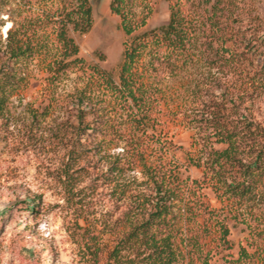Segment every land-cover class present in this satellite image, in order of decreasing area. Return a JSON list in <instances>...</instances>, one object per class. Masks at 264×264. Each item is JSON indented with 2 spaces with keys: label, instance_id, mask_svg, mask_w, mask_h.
Returning a JSON list of instances; mask_svg holds the SVG:
<instances>
[{
  "label": "trees",
  "instance_id": "obj_1",
  "mask_svg": "<svg viewBox=\"0 0 264 264\" xmlns=\"http://www.w3.org/2000/svg\"><path fill=\"white\" fill-rule=\"evenodd\" d=\"M149 1L109 2L125 36L118 82L99 66L87 65L68 34H85L92 27L89 0H57L55 11L20 7L0 51V117L25 84L23 68L38 57L46 74L42 98L47 104L42 114L31 111L32 120L51 114L60 104L59 83L83 71L69 95L61 139L73 150L92 146L101 151L111 138L123 145L121 153L109 157L106 170L118 212L106 264H178L179 242L190 262L208 264L206 240L218 233L228 245L229 220L249 230L247 245L264 248V18L259 1L176 0L169 4L166 24L140 31L152 12ZM202 61L205 74L199 73L188 89L198 102L189 121L196 129L197 155L189 161L202 170L201 180H192L181 176V165L147 151L160 104L156 79L177 77ZM111 115L124 118L123 129L104 120ZM136 169L141 181L129 174ZM203 188L226 203L225 216L206 201ZM100 253L99 248L94 252ZM245 253L241 248L239 260L247 258Z\"/></svg>",
  "mask_w": 264,
  "mask_h": 264
},
{
  "label": "rangeland",
  "instance_id": "obj_2",
  "mask_svg": "<svg viewBox=\"0 0 264 264\" xmlns=\"http://www.w3.org/2000/svg\"><path fill=\"white\" fill-rule=\"evenodd\" d=\"M56 1L0 0V30L11 24L6 34L0 31V51L20 7L26 10L30 6L34 12L55 11L60 5ZM89 1L92 27L85 34L71 30L68 34L87 65L99 66L118 82L125 40L119 18L110 13V0ZM175 1L150 0L152 12L140 31L166 24L169 4ZM258 1L264 18V0ZM203 63L177 77L162 75L156 79L161 89L157 94L160 104L155 129L149 131L151 145L147 151L155 158L165 157L181 165V176L192 180H201L202 170L189 161L190 156L197 155L196 129L189 121L198 106L189 90L195 85L193 79L205 74ZM23 72L25 84L10 97L0 117V264H106L115 238L112 225L118 217L113 183L106 170L109 157L121 153L123 145L109 139L108 132L105 136L109 140L103 141L101 151L92 146L73 150L61 139L66 136L61 129L68 126L65 112L69 95L84 76L83 71L71 72L59 83L60 104L38 120H32L31 111L42 114L47 104L42 98L46 74L40 57ZM113 115L104 120L123 129L124 118ZM129 174L141 181L139 169ZM202 193L210 206L225 216L226 203H221L209 188H203ZM227 226L228 245L220 242L218 233L207 238L208 264H264V248L247 245L250 233L246 226L235 220H229ZM178 247L182 251L178 264H201L190 262L180 242ZM97 248L99 256L94 254ZM241 248L247 255L243 260H239Z\"/></svg>",
  "mask_w": 264,
  "mask_h": 264
},
{
  "label": "clouds",
  "instance_id": "obj_3",
  "mask_svg": "<svg viewBox=\"0 0 264 264\" xmlns=\"http://www.w3.org/2000/svg\"><path fill=\"white\" fill-rule=\"evenodd\" d=\"M6 19V18H5ZM11 27V24L9 23L8 25L5 26L4 29L0 30V31H3L5 34L7 32V29Z\"/></svg>",
  "mask_w": 264,
  "mask_h": 264
}]
</instances>
